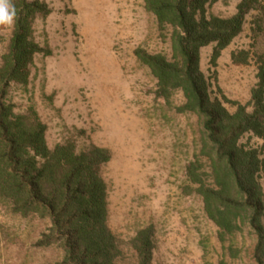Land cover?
I'll list each match as a JSON object with an SVG mask.
<instances>
[{
	"label": "rangeland",
	"instance_id": "374dc122",
	"mask_svg": "<svg viewBox=\"0 0 264 264\" xmlns=\"http://www.w3.org/2000/svg\"><path fill=\"white\" fill-rule=\"evenodd\" d=\"M41 1L51 14L34 21V36L51 55L36 56L26 91L11 89L15 111L36 109L47 126L50 148L69 139L78 150L94 145L111 152L101 174L107 185V225L122 251L119 264H135L130 240L149 225L154 227L152 264H217L222 258L217 230L185 176L198 152L197 119L176 112L184 102L181 93H174L169 105L154 97L155 81L133 54L140 48L169 58V31L160 36L144 0ZM236 3L220 0L210 12L228 17ZM253 17L260 18L264 30L262 12L249 16L242 34L221 53L214 75L212 46L201 49L200 69L211 82V98L221 100L218 87L230 101H249L257 82L255 58L264 54L263 34L251 32ZM10 28L0 25V55ZM239 51L249 52L246 65L231 63L230 53ZM249 144L259 147L261 142L251 139ZM259 183L264 193V172ZM47 226L0 205V264L58 262V249L35 245ZM233 243L238 253L234 258L227 254L226 262L254 264L251 234L243 230Z\"/></svg>",
	"mask_w": 264,
	"mask_h": 264
},
{
	"label": "trees",
	"instance_id": "16d2710c",
	"mask_svg": "<svg viewBox=\"0 0 264 264\" xmlns=\"http://www.w3.org/2000/svg\"><path fill=\"white\" fill-rule=\"evenodd\" d=\"M235 12L222 17L210 12L220 0H144V10L155 18L160 36L169 31L170 57L137 48L136 61L155 81L154 97L170 103L179 92V114H192L199 125L198 152L186 165L185 176L200 197L206 218L216 228L222 258H234L237 234L254 238L252 261L264 264V193L259 183L264 172V54H257L256 84L242 105L217 92L200 69V51L212 46L210 70L221 53L243 32L247 18L262 12L261 0H236ZM17 18L0 55V205L22 219L36 218L48 226L38 248L55 247V264H119L122 251L108 228L107 185L102 168L111 152L94 145L78 150L65 140L50 148L47 126L33 106L15 111L12 88L26 91L36 56H50L35 40L33 23L51 9L41 0H11ZM255 26V28L253 27ZM255 37L263 34L259 17L251 21ZM248 51L230 53L234 65H246ZM233 111L230 112L224 105ZM247 142H241L243 139ZM257 139L259 147L249 140ZM135 264H152L154 227L137 230L130 240Z\"/></svg>",
	"mask_w": 264,
	"mask_h": 264
},
{
	"label": "clouds",
	"instance_id": "9594fccd",
	"mask_svg": "<svg viewBox=\"0 0 264 264\" xmlns=\"http://www.w3.org/2000/svg\"><path fill=\"white\" fill-rule=\"evenodd\" d=\"M17 18V10L11 0H0V25L12 26Z\"/></svg>",
	"mask_w": 264,
	"mask_h": 264
}]
</instances>
